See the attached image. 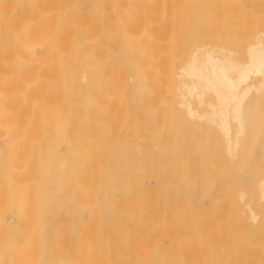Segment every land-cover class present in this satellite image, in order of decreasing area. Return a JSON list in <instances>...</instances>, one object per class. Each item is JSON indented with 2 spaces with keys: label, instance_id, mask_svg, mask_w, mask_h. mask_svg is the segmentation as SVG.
<instances>
[{
  "label": "bare ground",
  "instance_id": "bare-ground-1",
  "mask_svg": "<svg viewBox=\"0 0 264 264\" xmlns=\"http://www.w3.org/2000/svg\"><path fill=\"white\" fill-rule=\"evenodd\" d=\"M200 2L0 0V264H264V31Z\"/></svg>",
  "mask_w": 264,
  "mask_h": 264
},
{
  "label": "rangeland",
  "instance_id": "rangeland-1",
  "mask_svg": "<svg viewBox=\"0 0 264 264\" xmlns=\"http://www.w3.org/2000/svg\"><path fill=\"white\" fill-rule=\"evenodd\" d=\"M201 0H193V2H196V4H200ZM213 2L215 3V5L212 7L213 11L216 12V14L218 15V17H221L222 19H234V20H240V19H246V20H251V22L246 23L242 28H241V36H243L241 38V40L239 41V43H230L229 45L226 46V48L228 47L229 49L231 48L232 50H234V52H236V55L239 58H245L246 54H247V48H249V45L255 44L257 41V35L261 32L264 31V0H213ZM142 4L139 5V7H141ZM193 35V34H191ZM263 42H264V38H263ZM206 44H209L208 41H200V40H190L186 42V53L184 54L183 59H185V61L191 58V56L193 55V50L196 47H200V46H205ZM188 45V48H187ZM220 45V43H219ZM221 46H223L221 44ZM224 47V46H223ZM196 50V49H195ZM246 52V54H245ZM188 53V54H187ZM235 55V57H236ZM187 57V58H186ZM237 57V58H238ZM184 61V62H185ZM182 61V63L177 64L176 65V70L175 71H171V75L173 74V78L175 79V77H178L179 79V75L177 76V74H179L180 69L179 67L180 65H183V68L185 67V63ZM178 67V68H177ZM181 68V67H180ZM178 69V71H177ZM173 72V73H172ZM176 72V73H175ZM183 74V73H180ZM185 77V76H184ZM182 77V78H184ZM181 78V76H180ZM177 79V78H176ZM175 79V80H176ZM176 82H181L180 79ZM184 82L182 83H191V81L189 79H186V77L184 79H182ZM213 96H211L210 94H208L206 97L203 98V102H214V98H212ZM178 99L175 98V101L171 103V108L174 109V114L179 116V114H187V109L185 110V107H181V101H183L181 98L177 97ZM189 100V99H188ZM191 103V106L194 107L195 109L198 107L200 110V113L202 112V114L205 111V105L207 104H202L201 102H196L197 100L193 99V100H189ZM202 105H201V104ZM264 106V103H263ZM208 108V107H207ZM206 108V109H207ZM209 109V108H208ZM207 111V110H206ZM205 111V112H206ZM264 112V111H263ZM261 112V113H263ZM260 115V113H258ZM263 116V114H262ZM62 218V216L60 217ZM63 222V218L60 219ZM75 238H73L74 240ZM72 240V242L74 243V241Z\"/></svg>",
  "mask_w": 264,
  "mask_h": 264
}]
</instances>
